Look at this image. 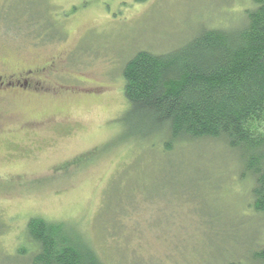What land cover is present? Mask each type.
Wrapping results in <instances>:
<instances>
[{"label":"rangeland","instance_id":"374dc122","mask_svg":"<svg viewBox=\"0 0 264 264\" xmlns=\"http://www.w3.org/2000/svg\"><path fill=\"white\" fill-rule=\"evenodd\" d=\"M4 1L13 13L23 4ZM45 1L56 41L0 28V264H30L20 251H30L21 245L31 217L68 223L105 264H246L264 242L252 180L220 143L164 153L154 139L125 141L122 74L139 51L168 53L202 26L235 27L250 0L31 8Z\"/></svg>","mask_w":264,"mask_h":264},{"label":"trees","instance_id":"16d2710c","mask_svg":"<svg viewBox=\"0 0 264 264\" xmlns=\"http://www.w3.org/2000/svg\"><path fill=\"white\" fill-rule=\"evenodd\" d=\"M34 1L23 0L15 13L7 10L8 1L0 4V28L34 45L56 41L50 3L43 10L31 8ZM250 2L235 27L202 26L168 53L137 52L122 74L128 103L122 120L128 124L125 141L154 139L164 153L220 143L243 167V178L252 180L250 207L264 219V0ZM25 228L21 248L30 251L20 254L31 252L30 264H105L66 222L31 217ZM246 264H264V242Z\"/></svg>","mask_w":264,"mask_h":264},{"label":"flooded vegetation","instance_id":"af4514ba","mask_svg":"<svg viewBox=\"0 0 264 264\" xmlns=\"http://www.w3.org/2000/svg\"><path fill=\"white\" fill-rule=\"evenodd\" d=\"M17 85H18V82L17 83H10L9 87L14 88V86H17Z\"/></svg>","mask_w":264,"mask_h":264}]
</instances>
